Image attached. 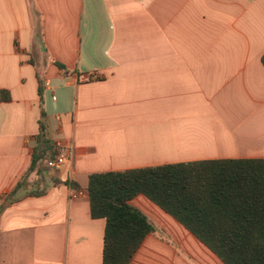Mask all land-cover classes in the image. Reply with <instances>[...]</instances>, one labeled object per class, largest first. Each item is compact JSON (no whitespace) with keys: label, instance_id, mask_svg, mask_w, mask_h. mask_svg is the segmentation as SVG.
<instances>
[{"label":"crops","instance_id":"crops-1","mask_svg":"<svg viewBox=\"0 0 264 264\" xmlns=\"http://www.w3.org/2000/svg\"><path fill=\"white\" fill-rule=\"evenodd\" d=\"M263 59L264 0H0V264H103L92 174L264 159ZM44 140L65 162L14 193ZM131 204L157 229L131 264H224Z\"/></svg>","mask_w":264,"mask_h":264},{"label":"trees","instance_id":"trees-1","mask_svg":"<svg viewBox=\"0 0 264 264\" xmlns=\"http://www.w3.org/2000/svg\"><path fill=\"white\" fill-rule=\"evenodd\" d=\"M48 129L43 112V139ZM55 155L50 141L38 145L14 193L32 173L43 179L42 163ZM88 192L92 218L106 221L103 264H131L146 237L157 231L150 218L131 204L140 195L176 219L224 264H264V159L207 160L97 173L89 177Z\"/></svg>","mask_w":264,"mask_h":264},{"label":"built area","instance_id":"built-area-1","mask_svg":"<svg viewBox=\"0 0 264 264\" xmlns=\"http://www.w3.org/2000/svg\"><path fill=\"white\" fill-rule=\"evenodd\" d=\"M65 152H66V149L61 147L59 150V153L56 156H54L53 158H50V160L47 163V167H49L50 169H54L58 165L63 164L66 160Z\"/></svg>","mask_w":264,"mask_h":264},{"label":"water","instance_id":"water-1","mask_svg":"<svg viewBox=\"0 0 264 264\" xmlns=\"http://www.w3.org/2000/svg\"><path fill=\"white\" fill-rule=\"evenodd\" d=\"M49 160H50V159H46V160H44V162H43L42 169H43V171H44L45 173H47V163H48Z\"/></svg>","mask_w":264,"mask_h":264}]
</instances>
